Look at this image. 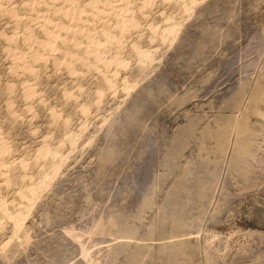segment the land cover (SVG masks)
<instances>
[{
  "label": "rangeland",
  "instance_id": "1",
  "mask_svg": "<svg viewBox=\"0 0 264 264\" xmlns=\"http://www.w3.org/2000/svg\"><path fill=\"white\" fill-rule=\"evenodd\" d=\"M0 264H264V0H0Z\"/></svg>",
  "mask_w": 264,
  "mask_h": 264
},
{
  "label": "bare ground",
  "instance_id": "2",
  "mask_svg": "<svg viewBox=\"0 0 264 264\" xmlns=\"http://www.w3.org/2000/svg\"><path fill=\"white\" fill-rule=\"evenodd\" d=\"M120 2H121V0H120ZM68 3V2H67ZM152 3V2H151ZM117 5H120L119 3H117ZM70 7H71V5H70ZM113 7V6H112ZM119 7V10L120 11H122L124 8H122V7H120V6H118ZM115 8V7H114ZM116 9H118V8H116ZM68 10V9H67ZM64 10V14H70L71 12V9H70V11L68 10ZM125 10V9H124ZM127 10V9H126ZM58 11V10H57ZM83 11V10H82ZM75 12V11H74ZM78 13L80 12L79 10L77 11ZM123 12V11H122ZM125 12V11H124ZM128 13V15H129V11L127 12ZM72 14H73V12H72ZM72 14H70V15H72ZM75 14H77V13H75ZM85 13L83 12V15H84ZM89 15H90V13H88ZM74 15V14H73ZM73 15H72V17H73ZM80 15V14H79ZM132 15V14H131ZM40 16V15H39ZM77 16H78V14H77ZM85 16V15H84ZM87 16V15H86ZM143 16V15H142ZM15 17V16H14ZM132 17V16H131ZM81 18V17H80ZM16 19H18V18H16ZM132 19V18H131ZM41 20V19H40ZM45 20V19H44ZM43 21V20H42ZM79 21V20H78ZM50 22V21H49ZM49 22H47V23H49ZM54 23V22H53ZM52 23V25H51V23L49 24L50 25V27L51 28H49L48 29V33H50L51 34V39H48L47 41H37L38 43H39V45H41V47L42 48H44V47H47V48H51V49H55V46L56 45H58V44H62V45H64V44H66V42H71L70 40H68L67 39V35L65 36V35H63V33L65 34H69L70 32L71 33H73L72 32V29L73 28H71V25H69L68 23H65V22H55L54 24ZM124 23V22H123ZM131 23V22H130ZM134 24V23H133ZM46 27V26H45ZM172 27V26H171ZM170 27V28H171ZM174 27V26H173ZM73 30H75V29H73ZM167 30V29H166ZM171 30V29H170ZM173 30V29H172ZM47 31V30H46ZM168 31V30H167ZM168 33V32H167ZM170 33H172V32H170ZM107 35V34H106ZM96 36V35H95ZM110 36V35H109ZM11 37V36H10ZM88 37V36H87ZM106 37V36H105ZM107 38V37H106ZM94 39V38H93ZM108 39V38H107ZM110 39V38H109ZM112 39V38H111ZM89 40H91V39H89ZM96 41V40H95ZM98 41V40H97ZM97 41H96V43H97ZM36 42V41H35ZM94 42V41H93ZM92 42V43H93ZM105 42V41H104ZM95 43V42H94ZM99 43V42H98ZM92 45V44H91ZM96 45V44H95ZM78 46V45H77ZM46 48V49H47ZM91 49V48H90ZM64 51V50H63ZM139 51V50H138ZM139 53V52H138ZM91 54V53H90ZM139 55H140V53H139ZM143 55V54H142ZM39 56V55H38ZM141 56V55H140ZM144 56L146 57V55H145V52H144ZM22 57V56H21ZM16 60V59H15ZM116 60V59H115ZM87 61V60H86ZM124 63V62H123ZM23 64V63H22ZM119 64V63H118ZM123 65V64H122ZM23 67H25V65L23 66ZM33 194H34V192H33ZM21 224V223H20Z\"/></svg>",
  "mask_w": 264,
  "mask_h": 264
}]
</instances>
